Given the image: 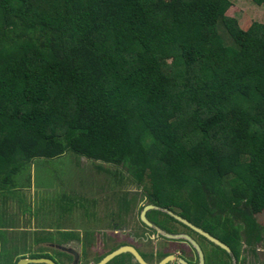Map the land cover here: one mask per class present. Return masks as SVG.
Segmentation results:
<instances>
[{
  "label": "trees",
  "instance_id": "trees-1",
  "mask_svg": "<svg viewBox=\"0 0 264 264\" xmlns=\"http://www.w3.org/2000/svg\"><path fill=\"white\" fill-rule=\"evenodd\" d=\"M231 6L0 0V220L16 175L72 153L125 167L149 204L220 229L235 251L242 230L260 242L264 23L243 29ZM111 176L120 208L134 205L130 177Z\"/></svg>",
  "mask_w": 264,
  "mask_h": 264
},
{
  "label": "rangeland",
  "instance_id": "rangeland-1",
  "mask_svg": "<svg viewBox=\"0 0 264 264\" xmlns=\"http://www.w3.org/2000/svg\"><path fill=\"white\" fill-rule=\"evenodd\" d=\"M230 1L232 6L228 9L227 15L236 18L243 29L247 30L254 22L264 23V5L253 3L251 0ZM228 41L230 42V38L227 36L226 42ZM115 172L125 175L126 178L130 177L128 180L130 198H133V196L137 194L139 195V198L143 200L141 204L142 207L149 205L144 186L141 187L137 185L135 181L136 178L134 175H130L125 167L115 165L109 166L102 162H94L76 156L72 153H68L61 159L37 160L33 166L25 168L20 174L15 176V181L17 184V187L14 188L17 191L16 198L19 200L20 197H25L28 204L30 195H32L31 189L34 188V198H36L34 199V204L38 205V207H34L33 209L35 215L39 214L41 211L44 212V216L42 214L37 216V223L41 225L37 226V233L33 229L27 230L29 238L31 235L32 237H38L40 234H46V238L49 236L51 238L52 236H57L58 233H49L50 229L60 228L62 230L68 220L70 223L80 226L81 229L84 228L82 230L84 231L83 234L85 235L86 239H88V237L92 238V241L89 239V241L86 242L87 244H89V242L96 243V241L99 239L96 238V235H94V233L97 234L99 231L96 228H100L102 230L105 226L106 229L108 227L106 231H102L100 234L108 233L110 235L114 230V228H110L109 226V222H111L112 218H110L111 212L119 213L117 214L116 219L118 224L117 227L119 228L122 227V224L126 220H130L132 222L134 220L131 218L133 214L136 217L134 210L132 211L133 214L131 216L125 218V216L121 214L123 209H121L120 205L117 203L119 202V197L112 194V191H119L118 186L114 184V177L111 176V174H114ZM105 198L106 201L103 209V206L100 202L101 199L104 200ZM20 200L22 201L23 199ZM94 200L98 202V207L95 206L93 208L92 203ZM24 205L25 203L20 206V209H23ZM9 206L10 207L7 208V213L9 215L12 214V212L14 213L15 211L17 212V210H19V205ZM27 208H29L27 213L33 211L31 210L30 202ZM23 212H25V210H23ZM162 212L166 213L165 211ZM167 214L168 213H166V215ZM154 215L155 214H151V212L149 213L151 220L153 219L152 216ZM67 216H69V218H67ZM156 217L157 216L154 218ZM42 219L44 220L42 221ZM256 220L258 224L264 229V211L256 216ZM190 221L192 224L198 227H206L205 224L198 220L191 219ZM11 223H13L12 226H14V223H17L15 225H19L20 219L17 222L11 221L10 224ZM166 226L168 225L166 224ZM47 227V233L39 232L38 228ZM173 230V232L178 231V229L175 227ZM17 234L18 240L22 241L15 245V250L22 248L23 240L27 241V239H24L23 232H19ZM213 234L216 235L215 232H213ZM262 234V240L258 243L253 241L252 245L250 246L247 244L248 238L245 234V231H240V238L242 240L240 252H243L244 255H248L250 260H253L254 258L252 249L256 250L261 264L264 263V231ZM61 235L62 234H60V236ZM25 237L27 236L25 235ZM59 239V241L63 242V236ZM9 252L11 254L12 251ZM6 254L9 253L6 252L5 255L1 256L0 264H14L13 257L9 258V256ZM221 262L222 264H226V261L223 260V258L221 259Z\"/></svg>",
  "mask_w": 264,
  "mask_h": 264
},
{
  "label": "flooded vegetation",
  "instance_id": "flooded-vegetation-1",
  "mask_svg": "<svg viewBox=\"0 0 264 264\" xmlns=\"http://www.w3.org/2000/svg\"><path fill=\"white\" fill-rule=\"evenodd\" d=\"M120 186L124 191L130 190V188H127L129 186L128 184H121ZM133 198L136 201L134 202L135 205L131 204L127 207L123 206L121 214H123L125 218H127L133 214L132 211L134 210V213H136V217L134 216V214L131 217L134 220L132 222L130 220L124 221L122 227L119 228L117 227L118 224L116 220L117 214L119 213L113 212L114 214L111 216L112 218L110 217L111 222H109L110 228H114L113 232H110V235L108 233H105L106 235L104 233L100 234V232L106 231L108 227L106 229L105 226L102 230L100 228H96L99 231L97 232V234L94 233V235H96V238L99 239L96 241V243L91 242V247L88 248V253L93 258H91V261L86 264H99L104 258L109 256L113 252L121 249L122 247L135 248L143 257V259L148 262V264H160L169 257L174 258V260L169 264H183V262L187 264H222V258L226 261V264H261L256 250L252 249L253 258L255 260H250L248 255H244L243 252L237 251L238 249H236V251L233 250L226 242L223 241L222 236L220 235V229L208 230L205 227H198L193 224L195 227L201 229L203 232L211 235L218 241L222 242L230 249V251L223 249L221 246L215 244L206 236L188 227V225L186 224H184V226H178L175 225V223L169 221L167 223L165 222L163 225H160L159 222H155L149 219L148 213L150 211L147 213L146 217L152 223L153 226L151 227L146 225L141 217L146 206L142 207L141 204L143 200L139 198V195L136 194L135 196H133ZM2 223L5 222L2 221ZM166 224L168 226H166ZM174 227L177 228L178 231L173 232ZM159 231L166 232L170 235H185L186 237L185 239L174 240L160 236L158 233ZM213 232H215L216 235L213 234ZM192 240L197 244V246H199L201 252L192 243ZM47 244H22L23 251L26 249L27 251H32H30V254L27 253L26 258L18 261V264L22 261H28L25 264H47L32 262V260L36 259H47L55 264L77 263L75 259H78L80 255H77L75 251L64 249L61 246H55L50 243ZM160 255L164 256L162 257ZM70 259L72 261H70ZM107 264H139V262L132 254L128 253L117 256Z\"/></svg>",
  "mask_w": 264,
  "mask_h": 264
},
{
  "label": "crops",
  "instance_id": "crops-1",
  "mask_svg": "<svg viewBox=\"0 0 264 264\" xmlns=\"http://www.w3.org/2000/svg\"><path fill=\"white\" fill-rule=\"evenodd\" d=\"M15 192L17 191L15 190ZM31 194L32 195H30L29 202L31 204V210H33L34 207H38V205L34 204V199H36L34 198L35 196L34 188L31 189ZM16 196H17V193L14 195H9L7 199L9 202L7 203V206L10 207L9 205H19V210H17V212L15 211L14 213L12 212V214L10 215L9 214L5 215V217H2L3 219L0 220V224H2L0 226V260H1V256L5 255V253L8 252L9 254H6V255H8L9 258L13 257L14 264H18V261L27 257V253L29 254L31 253L30 251L32 250L27 251L26 249L23 251V248H19L15 250V245L18 242L22 241V240L20 241L18 240L17 233L23 232L24 239H27V241L24 240L22 242V244L24 245L25 244H30V245L37 244L38 245V244L50 243L55 246H59V247L61 246L64 249L73 250L75 251L77 255H80L78 259H75V261H77L76 264H79V263L86 264L91 261V258L93 257H91L90 254L88 253L89 252L88 248L91 247V242H89V244H85L87 241H89V239L90 241L92 240L91 237H88V239H86L85 235L83 234L84 231L82 230L84 228L81 229L80 226H76V224H72L68 220L62 230L60 228H59L60 230L55 229V228L50 229L49 233H58L57 236H52V238L49 236L48 238H46L47 237L46 234H40L39 236L41 238L39 236L32 237V235L29 238L27 230L33 229L37 233V226H41L37 223L38 222L37 216L40 214L44 216L43 214L44 212L41 211L39 214L35 215V212L33 210L27 213V206L29 205V202L27 204L25 197L24 198L20 197L19 200H17ZM20 199H23V200L21 201ZM1 202H2V199L0 198V204H2ZM24 203L25 205L23 209L21 208L22 209L21 210L20 206H22ZM23 210H25V212H23ZM67 218H69V216H67ZM19 219H20V224H19L20 226L15 225L17 223H14V226H12L13 223L10 224L11 221L17 222L19 221ZM43 220L44 219H42V221ZM2 221L5 223H2ZM38 229H39V232L47 233L48 231V227L38 228ZM60 234L62 235L60 236ZM25 235L27 237H25ZM62 236H63V242L59 241L60 240L59 238H62ZM9 251H12L11 254ZM71 259L70 261H72ZM65 264H68V263H65Z\"/></svg>",
  "mask_w": 264,
  "mask_h": 264
},
{
  "label": "water",
  "instance_id": "water-1",
  "mask_svg": "<svg viewBox=\"0 0 264 264\" xmlns=\"http://www.w3.org/2000/svg\"><path fill=\"white\" fill-rule=\"evenodd\" d=\"M151 210H161V211H165L166 213H168L169 215H171L173 218H176L177 220L181 221L182 223L188 225V227L196 230L197 232H199L200 234L206 236L208 239H210L212 242H214L215 244L221 246L223 249L230 251V249L224 245L222 242L218 241L217 239H215L214 237H212L211 235L203 232L201 229L195 227L188 219L182 217L181 215L174 213L173 211H169V210H165V209H161L160 207L154 206V205H149L146 206L141 217L143 222L148 225V226H153L152 223L147 219L146 215L149 211ZM160 236L165 237V238H170V239H174V240H180V239H185V235L184 236H178V235H170L166 232L163 231H159L158 232ZM192 243L197 247V249L200 251L199 246H197V244L192 240ZM201 252V251H200ZM132 254L139 262V264H148V262H146L143 257L140 255V253L133 247H122L121 249L113 252L112 254H110L109 256H107L106 258H104L99 264H107L108 262H110L111 260H113L114 258H116L119 255H123V254ZM202 256V253H201ZM174 260L173 257H169L167 259H165L163 262H161L160 264H169L170 262H172ZM28 261H22L19 264H25ZM32 262L35 263H47V264H55L50 260L47 259H36V260H32ZM183 264H187L185 262H183Z\"/></svg>",
  "mask_w": 264,
  "mask_h": 264
}]
</instances>
